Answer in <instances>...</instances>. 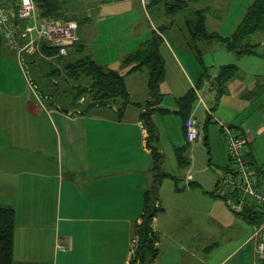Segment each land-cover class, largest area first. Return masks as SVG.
Wrapping results in <instances>:
<instances>
[{
  "label": "crops",
  "instance_id": "crops-1",
  "mask_svg": "<svg viewBox=\"0 0 264 264\" xmlns=\"http://www.w3.org/2000/svg\"><path fill=\"white\" fill-rule=\"evenodd\" d=\"M203 1H191L187 13L207 5L215 9ZM177 35L180 49L166 39L159 45L165 65L159 84L162 99L149 107L154 109L156 146L161 154L169 146L186 144L175 100L193 88L201 75L184 34ZM80 39L78 36L79 51L83 49ZM74 51L72 46L67 56L53 57V65L61 68L66 61H73L70 54ZM165 56L179 82L169 83ZM35 57H23L26 71L15 50L0 37V204L15 212L13 264H139L132 262L137 244L134 229L141 222L144 191L156 175L148 133L139 117L151 99L147 69L130 72L121 59L120 70L92 57L102 67L124 75L128 102L121 114L118 98L80 113L85 99L74 103L72 96L78 85L88 86L90 78L80 83V78L72 80L62 69L55 76L57 86L47 87L44 70L38 67L42 60ZM64 87L72 98L66 103ZM38 92L47 96L49 103ZM166 95H172L171 101ZM195 103L196 111L200 103ZM243 131L251 142L247 130ZM189 181L192 179L187 184ZM185 191H189L187 186L175 189L168 198L158 187L156 204L163 209L152 221L158 236L155 264H264V260L255 262L253 231L248 234L244 222L231 215H226L227 221L237 229L231 230L226 249L216 243L208 245L206 236L192 243V232L189 228L185 231L184 225L198 216V203L180 196ZM177 201L182 204L177 208L180 212L172 214ZM215 206L221 210L217 202Z\"/></svg>",
  "mask_w": 264,
  "mask_h": 264
},
{
  "label": "rangeland",
  "instance_id": "rangeland-1",
  "mask_svg": "<svg viewBox=\"0 0 264 264\" xmlns=\"http://www.w3.org/2000/svg\"><path fill=\"white\" fill-rule=\"evenodd\" d=\"M54 1L63 8L65 14L78 21L76 33L81 37L83 49L72 52L70 54L72 59L89 55L102 64L115 66L121 70L120 63L124 58V53L133 50L141 41L149 38L152 27L155 33L163 38L162 40H168L176 50L180 49L179 45L177 47V34L185 35L183 16L187 14V10L176 14H166L163 1L147 10H144L138 0H113L101 4H95L92 0ZM251 1L204 0L202 3L213 4L215 7L206 14L207 29L216 31L223 36L229 35L242 17L245 7ZM171 2L173 0H166V3ZM170 20H173L174 29L172 28V30L171 27H168L171 25ZM162 26L164 27L160 29ZM249 41L257 43L253 48L255 53L242 56L226 51L217 40L199 43L198 48L201 51L203 65L190 53L199 75L204 68L209 75V79L204 80V84L198 89L199 96L201 95L207 108L205 109L203 102L199 101L197 96L196 102L200 103V106L196 111L195 106L193 107L192 115L199 128V136L196 141L188 144L185 151L189 164L184 168H179L175 149L169 144L167 150L162 153L163 162L159 164L160 169L175 176L179 187L187 186L189 189L180 196L198 203L195 205L198 216L195 220L192 218L185 221L184 225L185 231L189 228L192 232V243L194 244L206 236L208 245L216 243L221 246V249H226L227 243L230 241L228 237L232 233L231 230L237 229L235 223L227 221L226 215L233 216L240 223L244 222L249 231L248 234L250 231H255L254 224L246 223L238 214L229 209L222 197L218 196L221 189L219 188V179L216 188L214 187L216 179L220 178L227 168L232 166L229 163L223 129L219 121L241 131L247 130L245 134L251 138L250 148L256 164L264 173V30L253 33ZM31 56L42 60L37 66L44 70L47 87L57 86L55 76H51V68L55 59L52 57L47 60L51 63H45L46 60L41 58L43 56L38 57L37 54ZM165 61L168 65L169 83L179 82V77L176 76L174 70L169 68L168 58ZM225 63H235L238 66V72L230 82L225 83L223 91L217 96L216 86L212 80L217 67ZM62 69V67L58 68V72ZM87 78L82 75L79 82L82 83ZM63 83L64 81H61L60 84L64 86ZM66 90L67 88H65L63 103L72 99L71 93ZM41 95V99L49 103V98ZM166 96L167 100L171 101L172 95ZM53 98L56 100L55 97ZM81 105L84 103L81 102ZM188 174L191 177L190 180L193 181L192 184H187V179H184V176ZM159 186L165 196L175 192V181L172 178H163ZM168 198L170 197L168 196ZM216 202L221 210L215 206ZM180 205L182 204L179 201L175 202L172 214H179L180 210L177 208ZM191 210H194V207H191ZM255 236L251 235L255 246V262H258L262 261L256 254V244L260 236L257 234Z\"/></svg>",
  "mask_w": 264,
  "mask_h": 264
},
{
  "label": "trees",
  "instance_id": "trees-1",
  "mask_svg": "<svg viewBox=\"0 0 264 264\" xmlns=\"http://www.w3.org/2000/svg\"><path fill=\"white\" fill-rule=\"evenodd\" d=\"M165 6L166 14H176L180 11L186 10L189 3L198 0H173L171 3H166V0H154L149 4L148 8L155 4L162 2ZM41 7L45 8L44 14L61 16L64 18H73L68 16L63 11V8L54 0H45L40 3ZM212 11L211 6L195 9L191 13L184 15L183 29L185 30V40L188 49L193 52L197 61L203 65L201 51L198 44L201 42H208L212 40L219 41L226 51L232 52L237 56L249 55L255 53L253 48L257 43L249 41L250 36L257 32L264 30V0H252L243 12L242 17L238 21L234 30L227 36H222L215 31H208L206 28V14ZM75 19V18H74ZM171 22V21H169ZM164 26L160 27L162 29ZM169 27V26H168ZM162 38L155 33L154 29L151 31V36L147 38L142 44L133 52L127 54L122 63L129 66L128 71L147 69L148 72V89L151 99L145 103L146 109L139 115L146 130H147V145L151 149V155L154 162V170H156L155 180L153 184L144 191L142 202L141 222L135 226L134 232L137 236V244L134 248L132 262H139V264H155L158 256L157 241L158 237L152 228V221L154 216L163 208L156 204L157 191L162 177H170L175 181V189L181 190L176 182L175 176L160 172V162H162L163 155L157 150L156 140L157 132L155 124L152 119L154 109L149 108L151 105L159 104L162 99V93L159 91V84L165 76L164 59L159 51V45ZM79 42H76L73 47L79 51ZM42 54L46 56H53L56 52L55 48H50L44 44L40 47ZM38 57H40L38 55ZM55 57V56H54ZM61 58L60 56H58ZM24 67V60H22ZM53 65L51 68V76L58 75V68ZM62 68L72 80L79 79L82 75L90 78L91 83L88 86L78 85L74 89L73 101L78 99H85L84 109L80 113L86 112L89 107L105 105L113 99H120L121 106L118 109L121 114L123 108L128 102V92L125 85V78L117 70L111 68H104L97 64L92 57L84 55L74 59L73 61H66ZM238 72V66L235 63L221 64L216 69V74L212 80L216 86V95L219 96L223 91L225 83L234 78ZM209 79V75L205 68L193 88H190L185 94L176 98L177 110L176 113L180 116L182 128L186 131V120L189 118L194 104L197 99L195 89L202 86L204 80ZM42 96L41 92H38ZM87 98V99H86ZM165 112L166 110H161ZM188 143L175 147V155L179 168H184L189 164L185 156V151ZM247 151L245 158L247 163L254 168L256 176L259 179L263 177V171L257 166L255 157L250 148V142L247 143ZM192 184L193 181H189ZM213 192V191H212ZM219 196V193H218ZM238 214L246 223L254 224L260 221L261 215L252 209L251 206L244 208ZM14 228H15V212L12 207L0 204V264H13V243H14Z\"/></svg>",
  "mask_w": 264,
  "mask_h": 264
},
{
  "label": "built area",
  "instance_id": "built-area-1",
  "mask_svg": "<svg viewBox=\"0 0 264 264\" xmlns=\"http://www.w3.org/2000/svg\"><path fill=\"white\" fill-rule=\"evenodd\" d=\"M45 0H0V37L7 46L15 50L20 61L25 55H39L45 58L54 56L65 57L72 46L78 41L76 30L78 21L74 18L44 14L45 8L40 3ZM95 4L113 0H92ZM115 1V0H114ZM144 10L154 0H138ZM44 44L55 48L53 56L42 54L40 49ZM197 96L198 90L195 89ZM199 101L201 97L199 96ZM204 105V104H203ZM205 109L207 108L204 105ZM193 114V113H192ZM186 120L185 139L188 144L193 143L199 136V128L193 115ZM223 129L229 163L220 180L219 196L234 213L244 210L246 205L261 215L260 221L254 226V237L257 234L256 254L260 260L264 259V181L256 176L254 168L246 161L245 153L249 139L240 129L219 121ZM190 175L186 179L190 180Z\"/></svg>",
  "mask_w": 264,
  "mask_h": 264
},
{
  "label": "water",
  "instance_id": "water-1",
  "mask_svg": "<svg viewBox=\"0 0 264 264\" xmlns=\"http://www.w3.org/2000/svg\"><path fill=\"white\" fill-rule=\"evenodd\" d=\"M66 112H69L68 110H65Z\"/></svg>",
  "mask_w": 264,
  "mask_h": 264
},
{
  "label": "snow or ice",
  "instance_id": "snow-or-ice-1",
  "mask_svg": "<svg viewBox=\"0 0 264 264\" xmlns=\"http://www.w3.org/2000/svg\"><path fill=\"white\" fill-rule=\"evenodd\" d=\"M25 2L27 3V0H25Z\"/></svg>",
  "mask_w": 264,
  "mask_h": 264
}]
</instances>
